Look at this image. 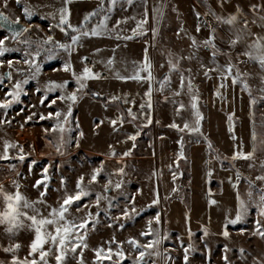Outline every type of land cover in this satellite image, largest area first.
Wrapping results in <instances>:
<instances>
[{"label":"rangeland","instance_id":"rangeland-1","mask_svg":"<svg viewBox=\"0 0 264 264\" xmlns=\"http://www.w3.org/2000/svg\"><path fill=\"white\" fill-rule=\"evenodd\" d=\"M5 2L7 7L4 6ZM48 2L44 0L45 4ZM38 4L42 5V0H21L19 5L16 0H0L2 13L14 21L19 18L29 29L19 38L13 39L0 28V39L7 37L4 47L10 50L0 57V61H3L0 77L11 72V78L0 83V102L5 101L6 93L16 91L17 83L28 80L27 84H22L18 100H13L7 109H0V155L4 153L5 142L17 146L9 149V159L0 160V180L11 177L13 190L16 189V182L21 183L19 193L32 203L39 213L43 212L48 216L53 208H59L66 195L77 192V182L80 177H84L82 187L89 195L73 203L66 215L69 220L75 219L76 223L82 220L88 222L87 228L79 230L84 236L86 247L81 246L75 254L69 251L64 264H97L98 261L99 264L104 261L116 264V255H113L111 260H98L96 256V250L99 248L117 251V243L112 241L123 246L126 257L123 264H132L137 253L127 241L136 239L144 243L153 239V236L140 235L149 227L159 234L160 243L152 250H145L159 253L147 256L148 264H264V236L260 235V232H264V205L260 201L264 181L257 179L258 176H264V167H261V164H264V69H261L257 62L240 55L246 49L247 42L229 49L226 41L232 38V29L220 23L216 16L211 14L227 17L236 14L239 8L242 13L238 16L240 20H247L250 31L256 33L255 28H259L260 17L264 16V0H227L223 4L222 0H132L131 3H128V0H117L115 5L111 0H104L103 7L106 5V9L110 10L105 14L110 19L106 21L107 27L101 36L123 40V43H140L147 49L150 59L156 61V67L160 66L164 70V78H171L170 83L173 85L169 83L166 89L162 90L161 98L154 95L152 88L151 108L132 110L136 119L129 115L128 108L125 111V107L120 108L119 104L112 103V106H109L108 102L102 100L99 101H102L110 112L105 119L99 114L90 116L86 112L87 109L81 108V101L85 98H100L97 91L89 88L90 80L85 81L86 87L77 92L78 84L73 77V72L80 74L84 67H88L86 60L82 58L92 60L91 37H83L80 45L69 56L63 49L55 47L56 42L69 43V38L60 31L58 24L54 25L46 18ZM22 6L34 9L35 15L30 21L25 18ZM253 6H256V11H253ZM145 18L147 23L143 25L144 34H139L141 30L137 29V34L134 35L133 29L137 28V22ZM254 20L256 23L252 22ZM101 22L103 17L99 24ZM117 22L120 23L117 25ZM198 26L199 32L196 30ZM213 29L216 30V44L222 49V52L217 54L215 63L211 51L202 46V42L208 39ZM258 34L261 35L260 32ZM48 36L54 38L53 43L41 45V55L36 61L41 65V71L33 78L35 70L23 62L24 54L35 53L37 44ZM193 38L197 41V46H193ZM47 49H51V53ZM49 54L53 57L51 60L46 59ZM170 58L179 59L177 71H170ZM28 59H31V56ZM9 60L13 62L12 68L8 67ZM229 60L235 67L227 79L233 83L236 71L239 70L241 76L235 84L242 91L240 96L245 103L244 108L249 113L251 132L254 129L257 136L253 160L239 159L227 162L231 163L233 169L238 167L235 170L241 181V219L227 226L219 234L199 232L179 235L167 230L166 226L165 209L157 178L159 161L156 139L169 137L172 144H179L181 136L184 142L183 150L191 144L188 137L180 135L179 131L184 128L186 122L191 123L192 119L194 121L191 97L198 96V109L203 116L207 92L201 89H204V83L223 78L221 72L215 69L217 65H226ZM65 62L71 63L70 71H63L62 65ZM181 72L191 79L194 89L189 93L185 87L180 95H175L180 91ZM50 81L61 84L67 81L68 86L66 89L48 91ZM175 87L178 88L173 92ZM124 91L128 93V89ZM72 92H76L78 99L72 105V115L68 122L63 123L65 131H52L57 118L40 117H48L49 113L59 111L62 113L59 120L63 122V114L67 113L69 102L57 97ZM45 95L47 99L41 104ZM7 99L11 100L12 97ZM180 104L184 107L177 112ZM177 118L181 120L176 123L179 128L171 127ZM112 121L117 123L113 125ZM201 122L200 133L192 134L185 130L187 134L205 140ZM106 135L109 136L108 139ZM131 136L136 139H130ZM129 144L130 147H127ZM124 147L127 148L123 149ZM57 148L60 150L57 151ZM250 148L249 152L253 149L252 141ZM179 149L181 150L180 146ZM172 153L171 164L177 184L184 169L181 163L186 157L183 155L184 158H180L179 153L175 151ZM21 155L24 156L23 160L19 159ZM221 161L225 162L224 159ZM95 169H102V172L98 182L90 183ZM120 169H123L122 174ZM109 180L111 184H108ZM117 184H120L119 188L116 187ZM42 192L45 195L41 196ZM157 196L158 202L154 203ZM41 200L43 203L39 202ZM241 202L246 211L242 210ZM77 205L82 207L77 210ZM133 208L136 210L134 213L131 211ZM125 209L129 211L131 218L123 217ZM30 210L29 213L23 209L25 213L33 215V210ZM157 216L159 223L156 221ZM27 223L30 224V221ZM225 232L227 236L224 235ZM185 255L188 257L187 262ZM47 259L48 264H56L53 255Z\"/></svg>","mask_w":264,"mask_h":264},{"label":"crops","instance_id":"crops-1","mask_svg":"<svg viewBox=\"0 0 264 264\" xmlns=\"http://www.w3.org/2000/svg\"><path fill=\"white\" fill-rule=\"evenodd\" d=\"M47 1H49L48 4L42 0L43 4L38 5L46 18L54 25H59L58 10L61 7L69 9V23L80 27L83 25L84 17L100 6V0H72L70 4H64V0ZM242 22L243 20L238 17L236 27H242L240 24ZM258 26L259 28H255V34L260 32L264 36V27H261V22L258 23ZM247 43H251V38L248 39ZM90 49L92 60H95L96 64V69H90L94 73H99L100 78L90 79L89 88L97 91L99 97L104 98L105 103L110 104L109 106H112V103L119 104L120 108L121 106L125 107V111L127 108L131 111L137 108L140 110L141 105H145L143 110L148 108L146 106L148 101L146 92L149 89L147 80L137 82L135 80L117 79V75L127 77L133 74L136 67L144 62L146 48L136 41L123 43V40H112L99 36L91 37ZM147 58L151 61L152 74L155 77V81L151 83V88H153L154 95L161 98L163 97L162 90H165L166 87L160 89L159 82L164 79L166 73L159 65L156 67V61L153 58L150 59L148 52ZM109 61L112 63L109 64ZM141 75L146 76L147 73L142 72ZM204 84V89L201 91L206 90L207 95L201 123L205 140L192 137L185 130H179L180 135L184 134L188 137L191 144L187 145L185 151L183 150L186 159L182 160L181 164L184 165V169L180 176V182L177 184L171 164L172 151L180 153L179 146L181 147V144L174 142L172 144L169 137L162 136L156 139L159 161L157 178L165 209L166 226L167 230L179 235L199 232L219 234L227 226L233 224L230 221H237L236 217L240 212L239 186L241 181L240 177L237 178L238 174L235 170L238 167L233 169L231 163L227 162L232 161L231 157L234 152L243 150L248 153L251 149L250 118L248 110L244 108L245 103L242 96H240L242 91L236 84L231 83L230 79H215L211 83ZM221 84L224 87H220ZM170 85L173 86L172 83ZM177 88H173V92ZM126 89H128V93L124 91ZM90 98L87 97L81 101V108L87 109L86 112L90 116L99 114L103 119L107 118L110 112L102 104V101L96 98L91 100ZM179 121L181 120L177 118L173 123H180ZM190 124L194 126L193 119ZM106 138L108 139L109 136L106 135ZM181 138L180 136V141ZM188 139L187 141H189ZM209 142L212 149L208 148ZM127 147H130V144ZM220 158L224 159L225 162L221 161ZM12 181L11 177L2 179L0 180V187L5 193L14 195L20 191L22 184L16 182V189L13 190ZM213 200L216 203H211ZM4 208L5 204L2 196H0V211H3ZM25 211L30 213L31 210L25 209ZM40 215L45 216L43 212ZM22 220L25 227L17 231L15 235L7 233L5 231L6 226L0 225V264H12L13 257L19 260L34 258L29 256V245L34 238V232L27 227L28 221L24 218ZM15 244L20 245L19 249L12 252L4 250ZM47 246L46 244L45 248ZM35 258H38V254ZM100 264L110 263L104 261Z\"/></svg>","mask_w":264,"mask_h":264},{"label":"snow or ice","instance_id":"snow-or-ice-1","mask_svg":"<svg viewBox=\"0 0 264 264\" xmlns=\"http://www.w3.org/2000/svg\"><path fill=\"white\" fill-rule=\"evenodd\" d=\"M72 0H64V4H70ZM132 0H128V3H131ZM227 2V0H222V4ZM16 3L19 5L21 4V0H16ZM104 0H100V6L94 10L91 13H88L84 17L83 25H87L91 19L95 16H100L102 13H105L106 11L103 7ZM111 3L115 5L117 3V0H111ZM5 7H7V3L4 4ZM24 16L29 21L33 18L35 15L34 9L30 6H22L21 8ZM256 6H253V11H256ZM59 25L60 31L65 34L66 37L69 38V43H60L56 42L55 47L59 49H63L65 52L68 53L69 56H71L72 52L75 50L77 46L80 45V41L82 37H99L103 34L105 31L107 25L106 21L110 19V17L105 14L103 16V22L100 24H97L95 27L91 28L90 30L84 27L83 25L80 27L73 26L69 23V16L70 12L67 7H61L59 10ZM212 15L216 16V19L224 24L230 26V29H232V38L228 41H226L229 49H234L238 44L245 43L248 41L249 38H251V43H247L246 49L240 53V55L246 56L249 60L255 61L259 64L261 69H264V36L258 35L255 33H252L250 29L248 28V21L244 20L242 22V27H236L238 23V16L242 15L240 13L239 8H237L236 14H230L227 17L225 16H217L215 13H211ZM145 13V17H146ZM197 17L199 18V14H197ZM261 21V27H264V16L260 17ZM253 23H256V21H252ZM120 22H117V25ZM147 23V19H143L139 22H137V28L133 29L134 35L137 34V29H140L139 34L143 33V25ZM17 25H20V20L17 18L15 21H11L8 19V17L0 12V28L6 27L11 35L13 37H20L24 33L28 32V28L24 27H17ZM197 32L200 31L199 26L197 27ZM69 32L72 34L69 35ZM155 35V32H154ZM124 39H132L133 37H123ZM5 37L4 39H0V57L4 56L5 52L10 51L6 47H4L5 44ZM53 37L48 36L46 39H44L42 42L37 44V51L35 53L25 52V59L24 63L29 66L30 69H34L33 78L36 73H39L41 71V65L37 63V58L41 55L40 47L41 45H50L53 43ZM216 30L213 29L211 34L209 35L208 39L204 40L202 42V46L209 49L212 54L213 62L215 63L216 57L218 53L222 52V49H220L216 44ZM25 43H29L28 41H24ZM193 46H197V41L195 38L192 39ZM49 53H51V49H47ZM31 56V59H28V57ZM53 57L51 54H49L46 59L51 60ZM87 58H82V60H86ZM188 59H191V57H188ZM19 62V61H18ZM8 67L12 68L13 62L11 60L7 61ZM112 61H109V64H111ZM178 63L179 59H172L170 58L168 60V65L170 71H177L178 70ZM3 65V61H0V66ZM163 67V65H162ZM235 66L231 63V60L228 61L226 65H217L215 70H218L221 72L222 77L224 79H227L229 76L232 75L233 68ZM72 68V65L70 62H65L62 65L63 71L67 72L70 71ZM212 70V69H209ZM147 73L146 76H142L141 73ZM205 75H207V72H205ZM240 72L237 69L236 76L233 78L232 82L233 84L237 83V81L240 79ZM73 77L76 80L78 84L77 92L82 91L86 87V83H84L87 80L90 79H99L100 74L94 73L92 70L88 67H84L82 73L77 74L73 72ZM11 78V72L5 74L4 76L0 77V83H3L4 79H10ZM117 79L121 80H135L137 82H142L147 80L149 82V89L146 92V95L148 96L147 101V107L151 108V97H152V88L151 83L155 81V77L152 74V64L151 61L147 58V49H145V58L144 62L139 64L136 69L134 70L133 74L127 77H121L117 75ZM28 80L25 79L22 81V83H17L15 85L16 91L8 92L5 94V101L0 102V109H7L13 100H18L20 92L22 90V84H27ZM170 83L169 77H165L164 80L160 81V89H163L167 87V85ZM68 86V82L65 81L64 83H57L55 81H50L48 85V91H53L55 89H66ZM187 87L189 93L193 92L194 85L192 84V81L190 78L185 77L184 74L181 72L180 74V91H177L175 95H180L181 91L184 90V88ZM220 87H224L223 84L220 85ZM245 88H247V85H245ZM217 95H219V92H217ZM11 96L12 99L8 100L7 97ZM44 99H47V96L41 100V104L44 103ZM57 99H60L62 101H67L68 103V110L67 113L63 114V122L59 120L62 113L57 111L54 114L49 113L48 117L41 116V119L46 118H52L53 116L57 118V123L54 128H52V131L59 130L60 132H64L65 129L63 127V123L68 122L69 117L72 115V105L76 103L78 96L76 92H72L63 96H58ZM192 103L191 108L193 110V117H194V126L188 122L184 124L183 129H179L180 131L188 130L192 134L200 133V122L203 119L199 109H198V96L193 95L191 97ZM55 101H53L54 103ZM255 103V101H253ZM145 105H141V109H143ZM184 107L183 104H180L177 108V112H179L180 109ZM129 115L132 116L133 119H136L135 114L131 112L129 109ZM229 120H231V117H229ZM113 125L117 123V121L111 122ZM149 123H151V120L149 118ZM171 127L179 128L178 125L173 124ZM132 140H135V136L129 137ZM235 139V137H233ZM257 136L256 132L253 129L252 132V143H253V149L251 152L245 153L243 150H239L233 153L231 159L237 160V159H244V160H253V157L255 155L256 142ZM181 144V151L179 153L180 158L183 157V139L181 138L180 141ZM16 147L15 145H12L8 142H5L4 144V153L3 155H0V160H6L9 159V149ZM208 148L212 149V145L209 142ZM60 149L57 148V151ZM22 151V149H21ZM130 153H125V155H129ZM19 159L23 160L24 156L21 155ZM261 167H264V164H261ZM102 172V169H95L93 171V174L90 177V183L98 182V178L100 177V174ZM119 172L122 174L123 169H120ZM211 175V173H209ZM239 179V176H237ZM258 180L264 181V176H258ZM84 181V177H80L77 182V192L75 194L66 195L65 198H63L62 203H60L59 208H53L48 216H42L40 215L39 211L34 208L33 204L30 203L23 195H21L18 191L13 194L5 193L3 188L0 187V196H2L5 208L3 211H0V225H5V231L11 235H15L17 231H19L21 228L25 227V224L22 217L28 221H30V224L27 225V227L34 232V238L31 241L29 245V256L34 257L33 259H27L19 260L16 257H13L12 264H48V257L50 255L54 256V259L56 261V264H64L66 256L68 255L69 251L73 254L77 252V249L81 246L86 247L84 244V236L80 234V229L87 228V221L82 220L80 223H76L75 219L69 220L67 218V215L69 213L70 208L72 207L73 203L80 201L82 197H85L89 195V192L82 187ZM39 184V182H38ZM108 184H111V181H108ZM117 188L120 187V184L116 185ZM107 191V187L105 188ZM175 191V190H174ZM45 195V193H41V196ZM260 201L262 202V205H264V190H261L260 194ZM43 203V200L39 201ZM158 202V196L157 200L154 201V203ZM211 203H216V201H211ZM82 205H77V210L80 209ZM241 208L243 211H246V209H243V203L241 202ZM23 209H32L33 215H28L23 211ZM133 213L136 212L135 208L131 210ZM262 214H264V208H262ZM124 218H131L130 213L127 209L123 212ZM241 219V214H238L236 217V220ZM157 223H159V217L156 218ZM236 221H230V223H235ZM123 227V226H121ZM259 231V229L257 230ZM142 237L147 236H153L154 238L151 240H147L144 243H141L140 241L136 239H130L127 241L128 244L132 246V249L137 253L136 259L132 262V264H148V261L146 260L147 256H151L153 254L159 255L158 252L153 253L152 251H145V250H152L156 248L160 243V238L158 233H154L151 228L147 231H144L140 234ZM225 236H227V232L224 233ZM260 235L264 236V232H260ZM112 243H117V251H113V249L108 248L105 250L104 248H99L96 250V256L98 260H111L113 255H116L118 257V261L116 264H123V260L126 258L125 253L123 251V246L120 245L116 241H112ZM49 245L47 250H45V245ZM20 245L15 244L14 246H11L9 248L4 249L6 252H12L17 249H19ZM187 251V250H186ZM38 254V258L37 257ZM185 261L187 262V255L184 257Z\"/></svg>","mask_w":264,"mask_h":264},{"label":"trees","instance_id":"trees-1","mask_svg":"<svg viewBox=\"0 0 264 264\" xmlns=\"http://www.w3.org/2000/svg\"><path fill=\"white\" fill-rule=\"evenodd\" d=\"M106 8H107V6L105 5V6H104V9L107 10ZM105 13H106V12H105ZM105 13H102L100 16H95V17H93V18L91 19V21H90L87 25H83V26L90 30L91 28H93V27H95L97 24H99V21H101L102 17L105 15ZM71 34H72V33L69 32V35H71ZM98 98H99V97H98ZM99 100L104 101L105 99L102 98V97H100Z\"/></svg>","mask_w":264,"mask_h":264},{"label":"water","instance_id":"water-1","mask_svg":"<svg viewBox=\"0 0 264 264\" xmlns=\"http://www.w3.org/2000/svg\"><path fill=\"white\" fill-rule=\"evenodd\" d=\"M0 12H2L1 10H0ZM5 14V13H4ZM6 15V14H5ZM7 17H8V19L9 20H11V21H14V20H12L8 15H6ZM17 27L19 28V27H24V28H26V26H24V24L22 23V22H20V25H17ZM4 31H6L8 34H10L11 35V33H10V31L6 28V27H3L2 28ZM12 36V35H11ZM13 37V36H12ZM15 38H19V37H13V39H15Z\"/></svg>","mask_w":264,"mask_h":264},{"label":"built area","instance_id":"built-area-1","mask_svg":"<svg viewBox=\"0 0 264 264\" xmlns=\"http://www.w3.org/2000/svg\"><path fill=\"white\" fill-rule=\"evenodd\" d=\"M85 62L89 68L96 69V64L93 62V60L87 58Z\"/></svg>","mask_w":264,"mask_h":264}]
</instances>
